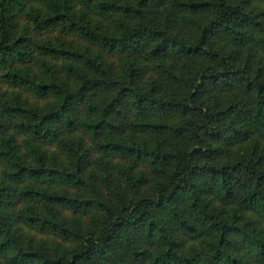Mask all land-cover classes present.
Segmentation results:
<instances>
[{
  "label": "trees",
  "instance_id": "obj_1",
  "mask_svg": "<svg viewBox=\"0 0 264 264\" xmlns=\"http://www.w3.org/2000/svg\"><path fill=\"white\" fill-rule=\"evenodd\" d=\"M0 264H264V0H0Z\"/></svg>",
  "mask_w": 264,
  "mask_h": 264
},
{
  "label": "rangeland",
  "instance_id": "obj_2",
  "mask_svg": "<svg viewBox=\"0 0 264 264\" xmlns=\"http://www.w3.org/2000/svg\"><path fill=\"white\" fill-rule=\"evenodd\" d=\"M138 56H139V61H142V64L144 63V71L141 73L140 76L142 77V80H146L147 78H149L148 72L152 70L153 61H151V59L147 58L143 51H140ZM111 58L116 63L118 61V54L112 53ZM126 117L130 118V119L136 118V116H134L133 114H128ZM137 167H144V164L138 163ZM144 170L146 172H149V167H146ZM65 214L69 216L71 214V210H69V209L65 210Z\"/></svg>",
  "mask_w": 264,
  "mask_h": 264
}]
</instances>
